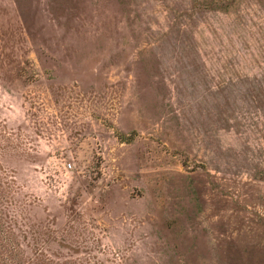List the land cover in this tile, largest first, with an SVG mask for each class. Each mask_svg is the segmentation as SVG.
Masks as SVG:
<instances>
[{
    "label": "rangeland",
    "instance_id": "rangeland-1",
    "mask_svg": "<svg viewBox=\"0 0 264 264\" xmlns=\"http://www.w3.org/2000/svg\"><path fill=\"white\" fill-rule=\"evenodd\" d=\"M0 264H264V0H0Z\"/></svg>",
    "mask_w": 264,
    "mask_h": 264
},
{
    "label": "built area",
    "instance_id": "built-area-1",
    "mask_svg": "<svg viewBox=\"0 0 264 264\" xmlns=\"http://www.w3.org/2000/svg\"><path fill=\"white\" fill-rule=\"evenodd\" d=\"M68 167H70V164H67ZM67 168V167H66Z\"/></svg>",
    "mask_w": 264,
    "mask_h": 264
}]
</instances>
